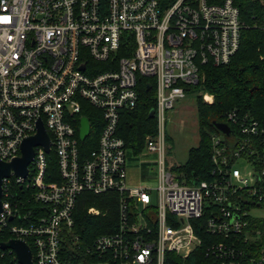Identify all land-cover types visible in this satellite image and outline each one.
<instances>
[{
  "label": "built area",
  "instance_id": "built-area-1",
  "mask_svg": "<svg viewBox=\"0 0 264 264\" xmlns=\"http://www.w3.org/2000/svg\"><path fill=\"white\" fill-rule=\"evenodd\" d=\"M243 27L232 0H0V162L21 156L39 121L49 139L48 152L34 147L26 178L11 172L1 181L0 246L22 241L32 264H185L201 244L192 222L206 215V232L223 238L207 249L220 264H264V249L253 257L238 245L251 239L250 211L264 207V115L227 112L230 134L210 138L208 181L180 182L165 162L175 104L203 80V66L230 61ZM139 78L155 87L156 132L140 153L157 156L144 161L157 165L155 190L128 186L129 149L118 135ZM87 115L101 123L91 151L81 149L91 135ZM83 118L89 133L80 141ZM50 154L59 179L47 183ZM17 186L31 197L17 198ZM110 192L118 195L117 227L83 243L74 232L79 197ZM30 200L41 210L30 211ZM87 214L104 215L94 206ZM0 264L20 263L0 247Z\"/></svg>",
  "mask_w": 264,
  "mask_h": 264
},
{
  "label": "trees",
  "instance_id": "trees-1",
  "mask_svg": "<svg viewBox=\"0 0 264 264\" xmlns=\"http://www.w3.org/2000/svg\"><path fill=\"white\" fill-rule=\"evenodd\" d=\"M208 3L220 4L224 0H207ZM238 8L244 27L241 32L240 44L237 52L226 65L213 67L203 66V80L190 90L199 91L212 96V103L202 101L201 96L195 97L197 114L198 143L187 151V159L183 165L174 166L172 172L180 182L194 185L210 179L211 171V135L219 133L213 126L214 122L223 123L227 112L236 111L239 115H249L261 118L264 115V7L249 0H232ZM137 104L134 109L121 113L118 124V135L135 155L143 150L144 137L155 134V119L149 114L156 108L155 87L153 79L139 78L137 83ZM91 121V135L81 146V149L91 151L97 146V137L101 130V123ZM231 128L234 127L231 125ZM234 130V129H233ZM168 140V137H166ZM58 170L55 157H48L45 182L57 181ZM16 197L24 192L31 197L32 190L25 186L14 188ZM91 206L98 208L104 215L91 216L87 209ZM30 211L41 208L33 200L29 203ZM206 215L194 220V233L201 240V244L185 260V264H220L216 257L207 252L212 244L223 242V238L206 232ZM118 221V195L110 192L101 195L82 193L76 203L74 211V232L79 233L83 243L100 235L112 233ZM251 239L244 242L240 238L238 245L245 251L258 256L264 249V219L249 218ZM246 257H250L249 254ZM243 264H247L244 261Z\"/></svg>",
  "mask_w": 264,
  "mask_h": 264
},
{
  "label": "rangeland",
  "instance_id": "rangeland-1",
  "mask_svg": "<svg viewBox=\"0 0 264 264\" xmlns=\"http://www.w3.org/2000/svg\"><path fill=\"white\" fill-rule=\"evenodd\" d=\"M205 95L207 94L199 91L188 92L182 100L175 104L169 116L166 125V137H168V140L166 139L165 148V162L169 168L183 165L187 159V151L198 143L195 97ZM202 101L208 103L203 97ZM126 156L127 169L134 179V183L129 185L137 186V184H140L155 190L159 184L157 165L148 164L144 161L157 159V156L155 154H139L137 156L130 149L127 151ZM151 197L152 202L155 203V191H152ZM250 216L264 219V207L253 208L250 211Z\"/></svg>",
  "mask_w": 264,
  "mask_h": 264
},
{
  "label": "water",
  "instance_id": "water-1",
  "mask_svg": "<svg viewBox=\"0 0 264 264\" xmlns=\"http://www.w3.org/2000/svg\"><path fill=\"white\" fill-rule=\"evenodd\" d=\"M154 111H151L149 114L150 118H153ZM213 126L216 130L221 132L222 134L228 136L230 134V128L228 125L224 123L214 122ZM37 133L36 135L29 137L23 141L21 144V156L15 158L10 163H2L0 162V212L1 208V181L3 178H7L10 176L11 172L14 173L15 176L26 178L28 174V167L33 160V151L36 146H43L45 151H49V139L46 135L44 128L39 121L37 124ZM89 133V122L86 118H83L80 123L79 130V138L80 141H84V139L88 136ZM1 249L10 248L12 249L20 264H32L31 261V253L29 248L20 240H10L7 243L1 244Z\"/></svg>",
  "mask_w": 264,
  "mask_h": 264
},
{
  "label": "crops",
  "instance_id": "crops-1",
  "mask_svg": "<svg viewBox=\"0 0 264 264\" xmlns=\"http://www.w3.org/2000/svg\"><path fill=\"white\" fill-rule=\"evenodd\" d=\"M168 149H170L169 147H168ZM138 156V155H137ZM136 156V157H137ZM127 167V166H126ZM174 167V166H173ZM128 168V167H127ZM134 183V179L132 178V175L129 173V171H128V169H127V184H128V186L129 187H135V186H130L131 184H133ZM130 184V185H129ZM140 185V184H139ZM137 186H138V184H137Z\"/></svg>",
  "mask_w": 264,
  "mask_h": 264
}]
</instances>
